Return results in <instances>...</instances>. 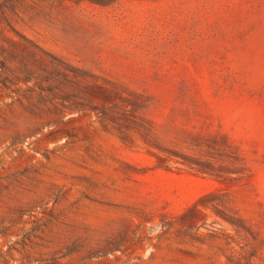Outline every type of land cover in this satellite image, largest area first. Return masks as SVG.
Returning a JSON list of instances; mask_svg holds the SVG:
<instances>
[{
    "label": "rangeland",
    "instance_id": "rangeland-1",
    "mask_svg": "<svg viewBox=\"0 0 264 264\" xmlns=\"http://www.w3.org/2000/svg\"><path fill=\"white\" fill-rule=\"evenodd\" d=\"M0 264H264V0H0Z\"/></svg>",
    "mask_w": 264,
    "mask_h": 264
}]
</instances>
